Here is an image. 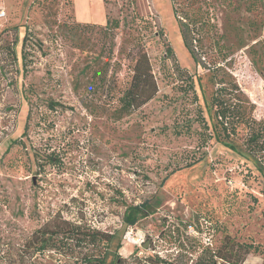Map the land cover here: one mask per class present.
<instances>
[{
  "label": "rangeland",
  "instance_id": "obj_1",
  "mask_svg": "<svg viewBox=\"0 0 264 264\" xmlns=\"http://www.w3.org/2000/svg\"><path fill=\"white\" fill-rule=\"evenodd\" d=\"M72 1L0 0V264L56 214L113 234L106 264L117 253L123 264H264V173L244 152L248 133L234 151L197 120L201 107L212 124L217 62L254 105L264 142V0L200 4L216 26L195 33L202 65L170 0ZM140 48L159 92L124 115Z\"/></svg>",
  "mask_w": 264,
  "mask_h": 264
},
{
  "label": "trees",
  "instance_id": "obj_2",
  "mask_svg": "<svg viewBox=\"0 0 264 264\" xmlns=\"http://www.w3.org/2000/svg\"><path fill=\"white\" fill-rule=\"evenodd\" d=\"M170 1L182 40L195 63L202 65V56L198 54L195 46V42L200 39L195 37V33L204 32L205 27L209 31L211 29L214 30L216 27L208 13H201L202 7L200 4L207 1ZM198 4L199 6H197ZM135 18L146 23V20L142 19V17L136 15ZM112 24L107 19V26ZM114 24L115 28L120 26L118 20ZM167 54L174 56L171 48L168 49ZM19 59L24 58L20 56ZM209 72L210 78L216 87L210 101L207 103V111L212 124H208L203 116L202 108L198 107L199 116L197 120L199 119L203 127L204 131L202 134H209L208 131H210L209 138H214L225 147L235 151L234 143L238 133L246 131L248 138L245 141L246 149L244 152L260 161L262 165L260 170L264 173V161L261 159L264 153V142L261 140L263 127L262 123L253 116L254 105L248 99L234 75L225 68V65L215 62L212 67H209ZM132 73L130 83L121 90V95L118 98L120 111L124 115L140 110L155 99L159 92L150 58L144 48H140L136 53ZM179 73L181 74L180 81L188 83L197 102L198 97L193 77L184 70L179 69ZM199 81H201V78H199ZM179 88L182 90L183 86L181 85ZM206 141L207 139L204 140V144ZM202 160L203 157H199L185 167L173 170L170 175L182 169L191 168ZM139 208L135 207L127 214L125 222L128 226H135L138 222L134 211ZM113 239L114 235L111 233L99 229L76 226L60 214H56L36 229L23 245L18 248L13 247L14 252H11L10 248L7 260H9L10 264H46L45 262L48 258H51L49 264H106ZM245 248L247 255L253 251L257 252L253 245H248ZM234 259L238 262L236 255H234ZM123 260L122 256L117 253L111 264H123ZM209 264H213V261Z\"/></svg>",
  "mask_w": 264,
  "mask_h": 264
}]
</instances>
